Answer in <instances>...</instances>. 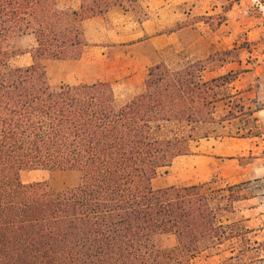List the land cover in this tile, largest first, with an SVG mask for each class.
Segmentation results:
<instances>
[{
  "label": "trees",
  "instance_id": "trees-1",
  "mask_svg": "<svg viewBox=\"0 0 264 264\" xmlns=\"http://www.w3.org/2000/svg\"><path fill=\"white\" fill-rule=\"evenodd\" d=\"M64 1L72 0H0V264H192L227 244L231 257L218 264H241L244 251L230 246L252 231L233 216L249 199L234 190L252 182L153 187L194 144L238 138L226 125L260 111L231 91L247 70L204 77L216 57L221 68L240 63L232 58L240 48L177 68L155 64L124 104L110 82L54 87L43 62L79 61L87 20L115 9L139 24L149 18L140 0H80L79 9ZM27 37L35 46L23 50ZM22 55L31 65H10ZM40 170L77 171L81 183L55 191L21 181ZM164 236L176 245L159 248ZM248 242L250 252L257 242Z\"/></svg>",
  "mask_w": 264,
  "mask_h": 264
},
{
  "label": "rangeland",
  "instance_id": "rangeland-1",
  "mask_svg": "<svg viewBox=\"0 0 264 264\" xmlns=\"http://www.w3.org/2000/svg\"><path fill=\"white\" fill-rule=\"evenodd\" d=\"M150 14L146 28L156 41L152 47H131L144 36L131 13L115 9L105 17L85 22L88 47L79 61H44L43 65L52 86L78 85L105 81L113 84L119 104H124L142 92L149 67L154 63H166L177 68L188 63L206 60L218 53L240 48L235 62L224 70L244 68L249 70L232 85V92H239L245 110L256 111L250 116L227 124L226 135L238 138L203 140L193 145V155L181 157L170 168L162 170L153 181L155 189L171 186L201 184L213 179L220 185L230 186L239 182H252L248 187L234 190L245 198L264 194V0H141ZM62 7L79 9L80 0L64 1ZM256 8V11L255 9ZM170 35V36H169ZM170 43V47H165ZM35 46L32 37L22 40L23 50ZM155 47V48H154ZM158 48V49H156ZM209 62L204 72L207 79L225 72L221 58ZM31 57L22 55L10 61L11 66H29ZM219 107L220 114L225 113ZM229 110V109H227ZM239 111V110H236ZM250 133V134H249ZM246 136L247 138H241ZM256 176H261L257 180ZM81 174L77 171H24V184L46 183L55 191L78 186ZM219 185V186H220ZM248 202L237 203L235 219L242 218L240 210ZM250 215V213H249ZM254 216V213H251ZM247 227V224H244ZM261 227L259 222L250 224ZM264 230V227L262 228ZM261 229V230H262ZM244 242L230 247L244 251L241 264H264V232L255 238L252 234ZM248 240L257 242L250 252ZM159 248H173L175 238L164 236L156 239ZM204 252L192 259V264H218L230 253Z\"/></svg>",
  "mask_w": 264,
  "mask_h": 264
},
{
  "label": "crops",
  "instance_id": "crops-1",
  "mask_svg": "<svg viewBox=\"0 0 264 264\" xmlns=\"http://www.w3.org/2000/svg\"><path fill=\"white\" fill-rule=\"evenodd\" d=\"M166 1H169V0H166ZM242 1L243 0H241L240 2H242ZM247 2L251 3L249 0H247ZM140 3L143 6V2L141 0H140ZM143 8L145 10H147L144 6H143ZM253 9H255V11H256V8H253ZM148 22H150V14H149V18L146 21H144L142 24L138 23L139 26H140V29H141V31L143 32V35H144L141 38L142 40H140V41H138L136 43H133L131 45V47H135V48L138 47V48H142L143 49V48H146V47H152L151 45H154L155 39H156V41H158V43H160L162 41V40H160V42H159V40H157L156 37H153V34H150L148 32V30L146 28V25H147ZM170 45L171 44L168 43L165 47H168V46L170 47ZM156 49H158V48H156ZM155 64H159V63H154L151 66H153ZM231 64H234V63H231ZM231 64L225 65V67L229 66ZM237 64H240V63H237ZM225 67H222V69L224 70ZM239 70H244V68H233L232 70H224L225 72L221 73L220 75H223V74L228 73L230 71H239ZM248 72H249V70H247V72L244 73V74H247ZM238 81H239V79L233 85H236V83H238ZM256 179L257 180H261L262 177L261 176H256ZM239 183H243V182H239ZM245 202L249 203L248 207L240 210V213H241L242 217L245 219V223L247 224V228L252 231V235L255 238H258V234L261 233V232H264V230L262 229L264 227V194H261L259 197H256V198H253V199L245 200ZM239 203H241V202H239ZM249 213H250V215H249ZM251 213H254V216H251ZM253 222H259L261 224V227L259 228V227L250 226V224H252Z\"/></svg>",
  "mask_w": 264,
  "mask_h": 264
}]
</instances>
